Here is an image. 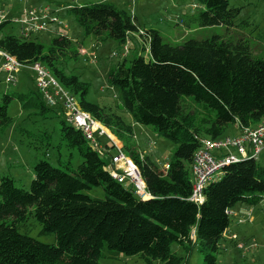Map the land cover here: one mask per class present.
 Wrapping results in <instances>:
<instances>
[{"label":"trees","instance_id":"1","mask_svg":"<svg viewBox=\"0 0 264 264\" xmlns=\"http://www.w3.org/2000/svg\"><path fill=\"white\" fill-rule=\"evenodd\" d=\"M202 8L187 16L199 26L245 28L249 22L235 19L239 7L228 0H197ZM85 35L112 38L123 43L141 27L135 16L111 1L68 5ZM10 24L0 23V49L24 64H44L80 106L103 122L122 141L124 151L138 165L152 197L140 199L104 168L105 160L93 150L82 131L60 119L62 137L77 148L82 162L66 170L40 159L33 167L30 188L0 178V264H99L102 249L126 255L141 254L147 264H182L184 257L171 250L177 242L187 250L193 244L202 264H216L223 234L230 224L227 209L237 203L255 205L264 192V165L242 158L225 166L219 179L204 189V200H189V165L202 137L226 135L228 126L255 125L264 117V56L253 55L246 38H188L181 44L164 42L159 31L143 28L148 48L128 63L124 58L108 72L111 86L119 90L123 107L134 122L150 125L158 136L177 145L164 171L127 142L133 125L111 108L87 100L88 83L58 66L79 51L64 33L48 46L32 37L4 33ZM147 49V50H146ZM145 51L146 55H143ZM17 99L25 110L46 116L56 110L36 88L12 91L0 101V128L11 123L8 103ZM102 186L105 197L83 192ZM33 217L43 234L53 233L55 243H44L20 231ZM193 236V237H192Z\"/></svg>","mask_w":264,"mask_h":264},{"label":"rangeland","instance_id":"2","mask_svg":"<svg viewBox=\"0 0 264 264\" xmlns=\"http://www.w3.org/2000/svg\"><path fill=\"white\" fill-rule=\"evenodd\" d=\"M98 1L110 0H0V9L9 11L11 16H19L23 6L48 5L51 8H57L61 23L49 24L47 30L35 32L32 39L48 46L53 37L64 33L72 40V50L77 52L80 46L84 47L87 54L78 53L70 56L59 62L58 66L62 67L66 73L74 74L88 83L87 100L109 107L128 123H134L135 136L127 144L139 149L143 155L148 156L159 168L163 169L177 145L158 136L152 126L133 122L130 113L123 107L119 90L111 86L108 80L109 70L124 58L127 63L132 60L139 53L140 44L132 40L130 51L124 57L121 55L120 44L114 39L85 35L73 14L67 9L68 5ZM112 1L131 16H136L139 25L158 30L163 41L169 44L178 45L188 38L204 39L216 34L223 38H246L252 54L264 56V0H228L230 6L240 8L235 22L237 24L241 20L249 22L245 28L232 26L229 29L223 25L202 27L189 22L187 16L198 13L202 8L197 0ZM64 25H66L65 29L62 28ZM3 32L18 34L19 26L16 23H10L3 29ZM143 55H146L145 51ZM16 76L15 84L6 83L4 74L0 73V101L6 92H25L30 88H35L32 69L24 67ZM8 114L12 118L11 123L0 128V178L5 175L11 176L16 186L29 189L34 177L33 167L40 159H46L51 165L65 170L67 161L70 162L69 165L72 168H77L81 164L82 157L77 148L69 147L62 137L61 116L57 112L50 111L46 113V116H42L33 113V110L23 109L17 99H12L8 103ZM262 120L264 121V117ZM226 132L232 134L235 132L234 127L228 126ZM256 161L264 165V150ZM83 192L92 198L103 199L105 197L100 185L85 189ZM232 211L247 220L238 224L237 217L230 216V224L223 234L222 248L217 254L216 264H264V201L255 205L237 203L232 207ZM251 217L252 220L249 221L248 218ZM40 229V224L33 217L28 219L26 225L20 227L21 232L39 241L48 244L55 243L53 233L43 234ZM233 233L237 237L231 239L230 234L233 235ZM238 242L243 243L244 247L239 248ZM171 250L184 257L182 264H202V254L196 244L187 250L183 245L174 242ZM98 263L147 264L139 253L126 255L112 252L107 248L102 249ZM152 264H160V261L154 260Z\"/></svg>","mask_w":264,"mask_h":264},{"label":"built area","instance_id":"3","mask_svg":"<svg viewBox=\"0 0 264 264\" xmlns=\"http://www.w3.org/2000/svg\"><path fill=\"white\" fill-rule=\"evenodd\" d=\"M6 20L18 24V34L24 38L32 37L35 32L47 30L51 23H61L57 9L48 5L23 6L19 16H11L9 11L0 9V23ZM62 28L65 29L66 25ZM131 35H135L141 44L148 48L149 37L145 30L139 27L136 32L128 33L125 41L120 44L121 55L124 57L130 51ZM79 53L87 54L82 46L79 47ZM113 54L117 53L113 52ZM24 67L34 71V84L46 104L54 108L66 123L80 129L89 146L104 158V168L110 176L131 189L140 199L152 197L138 165L124 151L122 141L109 127L93 117L90 112L85 111L80 106L77 96L65 88L44 64L39 61L24 64L15 56L0 49V73L4 74L6 83L15 84L17 73ZM263 150L264 121L255 125L239 126V132L234 135L226 134L217 138L202 137L201 145L194 152L189 165L191 178L189 200L197 204L202 203L205 187L223 174L225 166L247 157L257 160ZM167 167L168 163L165 164L163 170L165 171ZM261 201H264V192L261 194ZM226 213L237 217L238 224L247 220L239 217L236 212L232 211V208L227 209ZM250 219L248 218L249 221ZM235 236L237 237L234 233L230 234L231 239ZM243 245L241 242L237 243L239 248H243Z\"/></svg>","mask_w":264,"mask_h":264},{"label":"crops","instance_id":"4","mask_svg":"<svg viewBox=\"0 0 264 264\" xmlns=\"http://www.w3.org/2000/svg\"><path fill=\"white\" fill-rule=\"evenodd\" d=\"M2 1H4V0H2ZM111 2H113L112 0H110ZM114 3V2H113ZM54 9H57V8H54ZM136 17V16H135ZM141 26V25H140ZM142 28H146V27H144V26H141ZM132 40H134L136 43H138V44H140V46H142V44H141V42L139 41V39L135 36V35H131V41ZM33 83H34V81H33ZM35 85V84H34ZM261 121H263V120H261ZM134 122V121H133ZM132 125L134 124V123H131ZM232 126L234 127V130H235V132H233L232 134H229V133H227V132H225V134H229V135H234V134H237L238 132H239V126H238V124L237 123H234V124H232ZM133 130H134V125H133ZM134 136H135V134H134ZM144 151V150H143ZM138 152H140L141 153V151L138 149ZM248 205V204H247ZM249 212V211H248ZM254 218V217H253ZM250 220H252V217H251V219Z\"/></svg>","mask_w":264,"mask_h":264}]
</instances>
